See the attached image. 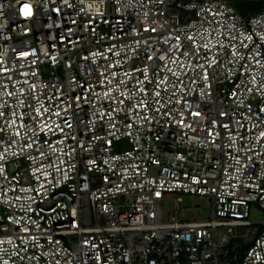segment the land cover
<instances>
[{"label": "built area", "instance_id": "built-area-1", "mask_svg": "<svg viewBox=\"0 0 264 264\" xmlns=\"http://www.w3.org/2000/svg\"><path fill=\"white\" fill-rule=\"evenodd\" d=\"M181 195L209 217L184 219ZM252 205L264 12L0 0V264H264Z\"/></svg>", "mask_w": 264, "mask_h": 264}, {"label": "rangeland", "instance_id": "rangeland-1", "mask_svg": "<svg viewBox=\"0 0 264 264\" xmlns=\"http://www.w3.org/2000/svg\"><path fill=\"white\" fill-rule=\"evenodd\" d=\"M227 1L231 6L234 3V1L232 0H227ZM239 1H243V0H239ZM180 197L182 198L181 213L184 219L205 220L209 217L210 203L207 198L199 197L195 195H181ZM171 202H172L171 200H168L166 204V207L169 210H170ZM263 219H264V214L262 213V211L256 208V206L252 205L248 220L251 223H254V226L252 228L254 231H260V227L257 225V223H259ZM220 256H221L220 264H226V262L229 260L228 251H222L220 253Z\"/></svg>", "mask_w": 264, "mask_h": 264}, {"label": "trees", "instance_id": "trees-1", "mask_svg": "<svg viewBox=\"0 0 264 264\" xmlns=\"http://www.w3.org/2000/svg\"><path fill=\"white\" fill-rule=\"evenodd\" d=\"M232 6L241 15H252L264 12V0H232Z\"/></svg>", "mask_w": 264, "mask_h": 264}, {"label": "snow or ice", "instance_id": "snow-or-ice-1", "mask_svg": "<svg viewBox=\"0 0 264 264\" xmlns=\"http://www.w3.org/2000/svg\"><path fill=\"white\" fill-rule=\"evenodd\" d=\"M155 29H153V31H154ZM157 95H158V93H157Z\"/></svg>", "mask_w": 264, "mask_h": 264}]
</instances>
